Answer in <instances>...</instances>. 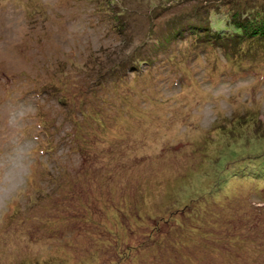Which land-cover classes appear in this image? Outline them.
Wrapping results in <instances>:
<instances>
[{
    "label": "rangeland",
    "instance_id": "rangeland-1",
    "mask_svg": "<svg viewBox=\"0 0 264 264\" xmlns=\"http://www.w3.org/2000/svg\"><path fill=\"white\" fill-rule=\"evenodd\" d=\"M144 1L123 36L120 1L0 0V264H264V47L134 67L196 4Z\"/></svg>",
    "mask_w": 264,
    "mask_h": 264
},
{
    "label": "trees",
    "instance_id": "trees-1",
    "mask_svg": "<svg viewBox=\"0 0 264 264\" xmlns=\"http://www.w3.org/2000/svg\"><path fill=\"white\" fill-rule=\"evenodd\" d=\"M116 1H120L122 4L115 9L108 8L110 11L107 10L106 12L113 18V28L114 30L115 27L117 28L115 33L126 36L130 33L128 18L131 15V8L134 9L135 7H130L128 4L127 6L125 0ZM109 2L112 3V0H109ZM137 2L139 6L148 5L147 1L144 0H137ZM166 2L160 4L155 11L149 12L151 20L157 19V22H162L165 29L156 34L154 24L151 28H148L142 45L143 47L152 46V49L141 47L138 55L132 59L134 61L131 63L134 64V67H137L138 63L141 62L149 64L158 61L157 53L151 54L149 52L164 50L173 46L175 42L179 44L180 41L186 40V37L190 35L194 39L190 44L198 46L209 43L212 46L221 47L231 59H234L236 55H245L259 45L264 47V0H196V4L191 7L185 6L184 9L178 10L179 13L173 14L169 18H161L165 15V6H168L169 9L175 7L172 4L173 2H169L170 5H166ZM222 21L225 24L218 27V24ZM150 39H152L151 44ZM144 43L146 46H144ZM175 55L170 54L167 59L171 60ZM241 144H244V142ZM232 155L239 156V154ZM261 155L264 157V154ZM253 170L252 177L247 175L246 178L256 179L254 182H257V188L262 189L264 185L260 180H264V173L261 172L262 169ZM255 172L257 175L253 177Z\"/></svg>",
    "mask_w": 264,
    "mask_h": 264
}]
</instances>
